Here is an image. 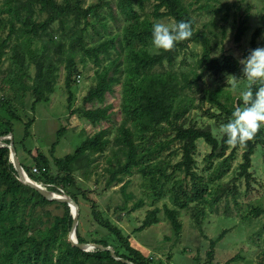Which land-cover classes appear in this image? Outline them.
<instances>
[{"label": "trees", "instance_id": "16d2710c", "mask_svg": "<svg viewBox=\"0 0 264 264\" xmlns=\"http://www.w3.org/2000/svg\"><path fill=\"white\" fill-rule=\"evenodd\" d=\"M84 3L85 0H4L1 14L7 16L0 19V137L13 134L18 155L20 144L24 145L32 138L35 123V118L24 121L25 113L34 114L38 104L51 101L61 68L65 72V87L69 93L68 106L73 108L75 98L71 89L81 78L79 64L92 61L97 67L94 83L79 106L72 109V114L94 127L109 122L113 106L105 104L107 96L115 85H121L123 120L113 138H109L111 132L108 128L101 129L86 137L72 153L58 158L54 155V148L62 137L61 129L58 141L51 146L52 160L42 151L32 158L40 170L39 174L34 173L31 166L20 163L32 180L50 191L70 196L79 205L76 231L79 243L112 247L118 257L134 264H154L153 259L133 247L123 230L105 216L99 202L90 197V191L81 187L78 177L85 182L94 177L97 168L94 156L109 149L104 157V173L96 174L95 185L99 179L103 181L95 190L99 196L114 185L124 183L127 177L138 174L147 197L154 203L169 192L175 208L165 206L164 212L179 236L183 227L181 211L196 205L199 209L193 214L196 222L205 218L207 203L210 202L207 195L211 194L209 184L215 178L210 175L206 179L197 172L195 153L198 141L203 140L211 149L206 157L209 164L222 160L217 174L233 159L236 151L243 148L239 176L249 184L252 180L249 170L258 147H261L264 157V138L259 128L245 144L227 145L218 129L220 124L227 122L233 108L219 99L218 92L204 94L202 99L216 105L219 110L218 113L207 111L208 116L215 120L216 128L189 121L191 111L199 108L196 93L202 87L204 74L239 77L240 65L232 56L214 55L211 37L198 28L191 5H187L185 0H114L115 7L125 19L121 39L116 42L117 38L113 37L91 44L86 42L90 18L95 15L100 19L99 10L104 7L111 9L112 1L99 0L87 8ZM147 5L152 7L151 14L143 15ZM70 13H79L86 21L78 35L65 39L50 32L58 20ZM162 19L172 20L174 24L188 22L192 35L176 42L170 50L154 51L151 47V25ZM246 30L242 27L238 38ZM257 36L258 33L252 39V49L258 47ZM192 44L201 47L196 67L188 72L174 70L180 53ZM118 45L117 59L103 65L102 56L110 59L111 49ZM76 58H79L78 62ZM165 64L170 69L164 70ZM112 71L114 75L111 76ZM29 97L32 103L30 111H26ZM239 103L240 99H237L235 105ZM16 124L24 127V133L18 137ZM174 143L181 144L180 161L172 165L170 161L157 159ZM229 150L232 151L227 155ZM178 153L175 151L173 155L178 156ZM177 174L180 176L176 177ZM168 183H172L169 189L166 188ZM128 185L129 181L122 186L124 204L120 211H127L132 199V195L127 193ZM84 203L91 211V226L85 234L82 231ZM144 204V199L139 200L133 210L142 208ZM252 208L246 216L258 217L262 209ZM159 213L158 208L149 211L139 230L158 224ZM72 224L69 205L49 201L22 183L10 159V150L0 148V264H126L115 260L110 251L93 249L85 252L73 246L68 239ZM225 235L226 231L211 241L207 253L209 263L213 261L217 243ZM260 264H264V259Z\"/></svg>", "mask_w": 264, "mask_h": 264}, {"label": "rangeland", "instance_id": "374dc122", "mask_svg": "<svg viewBox=\"0 0 264 264\" xmlns=\"http://www.w3.org/2000/svg\"><path fill=\"white\" fill-rule=\"evenodd\" d=\"M63 1V0H58ZM112 8L104 7L99 10L100 19L95 15L90 18V26L87 27L86 42L91 44L93 41H104L109 38L121 39L125 19L115 7L114 0ZM99 3V0H85L84 7H89ZM190 6L193 16L197 21L200 30L205 31L212 39L215 46V55L221 57L229 55L238 61L251 50V42L256 33H258L256 43L258 46H264V0H185ZM4 8V0H0V19L6 17L1 14ZM138 9V8H137ZM152 7L147 5L143 15H150ZM172 26L174 22L169 19L157 21ZM86 21L84 16L79 13H70L60 20L51 28L55 36L59 38L70 39L78 35L85 27ZM242 27H246L245 34L238 38ZM8 32V29H7ZM154 51H157L151 46ZM120 52L119 45L116 49H111L110 59L104 56V64L117 59ZM201 47L192 44L188 50L180 53L173 69L176 71H190L195 68L196 61L200 58ZM81 58V57H79ZM79 58H76L78 62ZM7 65V64H6ZM5 65V66H6ZM81 78L75 86L72 87L74 94L73 108H69V93L65 87V72L61 68L59 79L56 84V91L51 96V101L40 103L36 107L35 113L27 112L23 116L24 121L35 118L32 126V138L28 139L24 145L20 144L18 157L22 163L31 168H36L33 163V156L38 151H42L50 160L51 146L58 141V132L63 129L62 137L54 148V155L62 158L72 153L86 137L93 135L95 132L108 128L111 132L110 139L113 138L117 127L123 120L121 113V85H115L113 92L107 96L105 104L113 106L112 117L109 122H104L97 127L92 126L87 121L79 119L72 114V109L79 106L83 97L87 94L89 88L94 83L95 71L97 67L90 60L79 64ZM164 70L170 69L165 64ZM160 69H158L159 71ZM32 73L35 70L32 69ZM114 75V71L110 73ZM227 74L212 75L205 73L202 81V87L197 90L196 104L198 109H194L188 116L189 121L196 122L199 126H212L216 128L217 124L211 119L207 111L218 113L216 105L211 104L208 100H202L203 95H211L214 92L219 93V99L233 108L237 99H240V92L248 85L247 81H233ZM235 83V86L233 84ZM27 102L26 111L32 103L31 97ZM213 128V129H214ZM24 133V127L16 124V137ZM218 134L217 131H215ZM262 138H264V127H261ZM20 140V139H19ZM18 140V141H19ZM181 144L174 143L168 151H165L157 159L170 161L172 165L181 160ZM178 152V156L173 155ZM229 150L227 155L231 153ZM210 147L203 141L197 143L195 153L197 172L204 177L214 175V182H210L207 195L210 202L207 203L206 216L196 222L195 212L199 209L193 205L190 210L180 212V219L183 223L180 235L177 236L172 229L170 222L167 220L164 207L175 208L169 192L157 203L149 199L142 186V179L138 174L127 177L124 181H129L127 193L132 195L128 204L127 211H120L124 204L122 186L124 183L113 186L99 196L95 190L103 184L96 174L104 173V157L109 153L107 149L103 154L96 155V166L94 177L89 182L83 181L80 177L79 183L82 188L90 191V197L99 202L101 209L115 225L120 227L124 234L130 238L133 247L140 250L146 257L153 259L154 264H260L264 259V157L261 147H258L252 160V167L249 173L252 180L249 184L244 178L239 176L240 165L243 163L244 149L239 148L233 159L224 164L222 170L217 174L218 167L222 160H214L209 164L206 157L210 154ZM157 160V161H159ZM217 174V175H216ZM79 176V174H77ZM180 176L179 174L176 177ZM172 183L167 184V189ZM102 188V187H101ZM220 197L217 201L216 198ZM145 200V204L138 210H133V206L139 200ZM85 204V203H84ZM253 207H259L261 212L259 216L253 218L246 216L252 211ZM82 231L86 233L90 228L91 211L87 204L82 206ZM154 208L160 209L158 217L160 222L143 231L139 228L142 226L149 211ZM201 214V213H200ZM224 231L225 237L217 243L213 261L208 262V251L210 243L217 239Z\"/></svg>", "mask_w": 264, "mask_h": 264}, {"label": "clouds", "instance_id": "9594fccd", "mask_svg": "<svg viewBox=\"0 0 264 264\" xmlns=\"http://www.w3.org/2000/svg\"><path fill=\"white\" fill-rule=\"evenodd\" d=\"M191 35L190 25L185 21H178L172 26L160 22L151 25V44L157 50H170L176 42L184 41ZM238 63L240 76L227 77L234 82L247 81L248 85L240 92V103L233 106L227 122L220 124L218 129L230 146L245 144L259 128L264 127V46L249 50Z\"/></svg>", "mask_w": 264, "mask_h": 264}, {"label": "water", "instance_id": "95a60500", "mask_svg": "<svg viewBox=\"0 0 264 264\" xmlns=\"http://www.w3.org/2000/svg\"><path fill=\"white\" fill-rule=\"evenodd\" d=\"M6 139H9L10 142L6 143L5 142ZM0 148H8L10 150V159L18 173L19 180L22 183L35 189L49 201H58L62 203H67L69 205L72 211V215H73V224H72V229L69 233L68 239L72 243L73 246H76L85 252H90L93 249H101V250L110 251L112 257L115 260L121 261L126 264H134L128 260L118 257L115 253V250L112 247H104L102 245H97V244H92V243H79L78 238H77V233H76L77 226L79 223V215H80L79 205L70 196L65 195V194H58L56 192L50 191L29 177V175L26 173V171L22 167L19 157L17 155V151L14 146L13 134H9L8 136H5V137H0Z\"/></svg>", "mask_w": 264, "mask_h": 264}, {"label": "built area", "instance_id": "2783aa9c", "mask_svg": "<svg viewBox=\"0 0 264 264\" xmlns=\"http://www.w3.org/2000/svg\"><path fill=\"white\" fill-rule=\"evenodd\" d=\"M33 172L36 173V174H37V173L39 174L40 170H39L38 168H34V169H33ZM45 188H46V187H45ZM46 189H47V188H46Z\"/></svg>", "mask_w": 264, "mask_h": 264}]
</instances>
